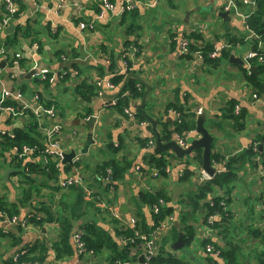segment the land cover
<instances>
[{"label":"crops","instance_id":"0c3cea01","mask_svg":"<svg viewBox=\"0 0 264 264\" xmlns=\"http://www.w3.org/2000/svg\"><path fill=\"white\" fill-rule=\"evenodd\" d=\"M111 1L120 6L123 2H131L132 0ZM236 2L239 5L241 3L242 11L246 9L242 0H236ZM55 3L56 0H19L20 11L18 16L13 20L10 27L4 28L0 32V48H4L8 54L20 52L29 71L35 66L39 69H48L54 76L53 82L49 83L48 86H42L41 93L45 100L50 101L51 105L55 107L57 114L55 120L60 121L63 125L59 134L61 147L65 154L72 150H75L77 154L82 153L84 164L89 165V169L83 167L84 172H82L81 168L77 166L67 170L66 166L70 163L63 164L61 165V176L67 177L75 174L78 170L84 174L87 182L94 183V171L105 162L100 161L95 154L102 146L100 135L105 128V136L110 138V143L114 142L116 145L120 142L124 143V148L118 152L116 157L128 158L133 167L145 164L150 153L153 152V150L143 148L140 143L142 139L156 137L151 121L148 120L146 124H143V122L139 123L138 119L135 121L128 120L127 116L118 112L116 108L106 107L104 100L117 97L120 88L115 82L113 88L104 85L103 94L99 96V87L96 85L98 78L108 75L105 73L108 65L111 64L113 52L118 57L126 40L137 38L142 44L141 57H136V53L131 54L136 69V72L131 73L138 74L152 87L143 110L157 120L156 130L161 133V136L168 134V130H175V122H179L176 107L182 108L181 110L186 116L195 113L196 122L200 115L197 113V109L202 107L203 113L206 114L205 126L214 136L213 154L216 153L219 156V159L215 160L212 154L213 164L219 170L227 167L228 162H232L239 170L238 178L226 190L225 194L228 201H225L222 206L226 213L229 212L230 223H225L224 230L213 226L209 228L203 215V227L199 228V244L193 245L194 239L189 244L185 242L184 247L189 245V249L184 251L187 258L183 259L176 252L177 250L172 249V243L177 239L173 237L174 225L176 226V220H178L180 227L183 226L182 224L192 225L195 231L193 219L189 222L180 220L184 217L187 219L182 214L181 201L185 199L187 202V193L198 188L206 172L203 171L202 159L200 160L202 150L194 151L183 158H175L165 154L172 170L166 183L167 188L173 191V187L177 185L182 186L183 191L178 202L175 203L177 207L174 214L176 220L173 226L160 237L163 240L160 253L166 257L175 256L183 264H211L212 257L206 251V246L212 244L221 251H223L221 246H224L229 251L237 252L239 264H257L255 248L258 245V240L250 233L249 228H254V223L260 220L264 209V166L257 159L259 156H255L256 147L264 138V93H260L259 89H256L247 80L242 69L245 65H241L239 62H231L230 56L221 57L220 64L216 66L192 56H180L175 38L176 35H184L188 38L193 33H200L202 46H206L208 43L212 44L213 47L227 44L230 53L242 59L238 55V49L246 37H238L239 35L235 34L236 36L229 42L220 37L222 34L231 31L229 24L233 28L247 30L242 20L233 11L230 12L229 19L220 17L218 9L223 10L220 5V3L222 4L221 0H184L181 4H179V0H164L162 9L166 12L175 11L172 16L181 19V23L175 25L173 30L168 31L167 37L163 36L159 40L155 34H148L145 30H141L143 26L128 23V26L125 27L127 21H135L139 16L147 17L149 20L151 16L149 10L157 7L159 3L152 7H138V10L136 9L137 14L131 13L134 12L131 11L124 16L117 13V8L108 9L102 0H67L66 5L58 12L53 8ZM203 5L205 9L211 12L214 9L215 13L218 14L214 13L216 19L200 9ZM162 14L163 12L158 13L159 17ZM4 15V5L0 0V22ZM81 21L91 22L93 27L82 29L80 27ZM20 25H22L21 27L28 26L30 29L27 36L20 30L17 31ZM238 38L244 40L239 42ZM188 39L190 42L195 41L191 38ZM58 52L61 53L58 54ZM2 62L0 63V77H8L10 70L6 67V62L4 66H2ZM118 63L122 66L121 61L118 60ZM258 66L259 64H257L256 70L250 71L259 76L264 85V74H260ZM240 72L242 76H240ZM37 78L33 75L29 82L28 78L23 77L21 83L27 85L26 90L31 86V83L35 88ZM7 83L8 85L14 84L13 81H7ZM17 83L19 84V80ZM139 83L143 86L142 82L139 81ZM88 85L92 87L94 94L87 89ZM45 87H47L46 90ZM78 89L82 91H78ZM146 89L145 86L144 92ZM68 92L72 94L73 107L68 109V117L64 119L59 109L57 97ZM124 92L130 93L129 90ZM255 94L258 97H255ZM141 100L142 97L131 100V107L129 108L138 112L137 104L141 103ZM231 102L241 106L240 123H237L230 114ZM148 104L151 108H147ZM94 113L98 116L94 129H92L85 121ZM9 118L10 116L7 114H3L0 120V129L13 132L15 127H23L29 122L28 117L11 118L10 121ZM166 122L169 123L168 129L164 126ZM220 122H223L225 126L223 127ZM196 128L186 137L192 135ZM2 140L0 135V148ZM43 140L46 147L44 135ZM248 152H251L250 156H248ZM40 153L42 151L37 147L36 155L25 160H33L34 163L44 165L43 153ZM11 154V150L10 152L5 151L1 157L0 196L6 197L10 203L19 204L23 196L22 183L24 178L21 173H13L10 164ZM87 155H91L88 163L85 161ZM186 168L192 172L190 180H183ZM158 178L151 177V180L138 181L136 175H128L126 183L121 187L118 201H114L113 204L119 205L121 208V204L125 203L129 207V213H134L137 210V207L133 205L134 195H137L141 189L150 190V186H153L154 191L159 189L161 183L158 182ZM45 181L42 177L38 178L36 184L40 188L39 191L33 195L28 206L21 207V215L25 214V218L32 212V209L40 206L43 201L59 202L63 199L69 203L80 200L79 193L62 188L58 185L57 179L48 180L47 185H45ZM211 195L214 196V193ZM212 198L207 199L210 206L211 202H214ZM261 202L262 207L260 208ZM84 210L90 211V214H93L98 222L104 226L113 224L111 219L114 216L105 208L96 212L94 208L88 209L87 206H84ZM203 213L201 212V214ZM123 216L127 217L128 214L124 213ZM146 216L149 221L153 220L149 209L146 210ZM221 218L219 215L217 220H221ZM0 226L3 227L4 233H9L11 228L5 231L2 222H0ZM44 228L46 232L43 231ZM44 228L32 223L26 228H22L20 236L23 240L17 247L13 246L12 236L0 238V264H7V260L14 255V251L18 247L40 239L46 240L48 246L46 264H50L55 257V251L52 247L53 242L59 238L60 226L53 222L46 224ZM226 228L230 230L229 234L226 233ZM179 229L182 230V228ZM185 234L186 237L189 236L188 233L185 232ZM208 239L210 240L207 241ZM74 250L75 253L71 258L58 260L56 264H115L111 258L114 254L110 251L89 252L87 250L84 254H79L75 244Z\"/></svg>","mask_w":264,"mask_h":264},{"label":"trees","instance_id":"16d2710c","mask_svg":"<svg viewBox=\"0 0 264 264\" xmlns=\"http://www.w3.org/2000/svg\"><path fill=\"white\" fill-rule=\"evenodd\" d=\"M144 1V0H142ZM138 10V9H137ZM20 11L19 10L16 14V17L18 16ZM4 13H5V7H4ZM136 13V9L134 12ZM124 16V15H123ZM4 18V17H3ZM2 18V19H3ZM20 25L17 28V31L20 30L21 33H23L25 36H27L30 29L28 26ZM248 26L250 29L255 31L258 35H260L263 39L264 43V0H257V7L256 10L252 13L250 18L248 19ZM8 28V27H6ZM3 30V29H2ZM130 33V32H129ZM195 37V38H193ZM188 38H191L195 40L193 44L191 45V50H195L197 48H201L204 52V61L206 63H209L210 65H219L222 58H225L227 56H230V50L228 49V46L221 52L219 57L212 58L210 57V52L214 49L212 44L208 43L206 46H202L200 44V41L202 40V35L200 33H193L192 35L188 36ZM244 39L238 38L239 42H242ZM254 46L257 45V40H254ZM138 46L139 51L136 53V57H141L142 50V44L139 42L137 38L135 39H129L126 40V42L123 45V50L118 55V57L115 56V52H113V55L111 56V64L108 65L107 71L105 74H110L113 72L120 71L122 69V66L119 65L118 60L121 61L123 57L124 50L129 48L130 46ZM61 52H58L60 54ZM222 57V58H221ZM126 60L130 65H132V72H136L135 69V61L132 59H129L126 57ZM21 63L23 66H25L24 60H21ZM255 64V63H254ZM257 66V65H256ZM259 71L260 74H264V64L259 65ZM244 74L246 75L247 80L255 86L256 89H259L260 93H264V85L262 84L261 79L259 76H257L254 72H251L247 67H242ZM101 74H103V71H101ZM69 75V74H68ZM113 82H115L119 88V94L118 97L123 94L124 91L129 90V95L122 96L119 99V102L116 105V109L118 112L126 115L125 108L131 107V100L133 99H139L143 97L144 95V84L143 88L138 87L139 81L133 77L127 78V76H124L122 74H118L112 77ZM49 83H51L49 80L45 81V86H48ZM17 85V86H16ZM16 87H20L22 90H26V86L24 84H18L16 83ZM87 89L94 94V90L89 85L87 86ZM78 91H82L78 89ZM41 99H43L44 104H51L50 101H46L43 94L41 93ZM235 102H231L229 106V111L232 116V118H235L237 123H240L241 116L240 114H235ZM6 105H13L15 108L20 110L22 108V105L17 102L16 100H6L2 104L0 103V120L3 116V112L1 109V106ZM178 112L182 115V121L181 122H175L176 128L174 131H177L179 133H182L185 135V133H188L190 131H193L196 126L197 122L195 119L196 114L190 113L188 116L184 115L185 113L182 108L176 107ZM26 112L31 113L30 110H27ZM243 113V112H242ZM242 115V114H241ZM127 116V115H126ZM29 122L23 126V127H15L12 131L5 130L4 134H0L1 138L3 139L1 142V150H0V161L1 157L3 156L5 151L12 150L13 146H22V145H30V146H36L39 147L44 152L45 149V143L43 140V135L41 131L39 130V126L35 120V118L30 115L28 116ZM137 119L139 123L148 121V118L146 117L144 110L138 111ZM11 120V117L9 118V121ZM164 126L168 129L169 123H165ZM168 134H165L162 136L163 140H170L172 138L171 134L174 131L168 130ZM13 135V136H12ZM173 135V134H172ZM148 139H142L140 140V143L142 147L144 148L146 146ZM261 143L258 145V148L256 149L255 156L260 157V161L264 166V138L260 140ZM262 144V145H261ZM108 147L115 152H119L124 148V143L120 142L118 145H116L114 142L109 143ZM149 150V149H147ZM40 153V154H42ZM165 154H169L172 156L170 152H164L161 154H156L154 152L150 153L149 159L146 161L145 164H139L137 166L133 167L132 162L124 157H111L110 159L106 160L102 165H100L96 171H94L95 178L94 183H89L96 191L95 197L91 199L85 198L84 192L77 187H70L66 190L70 189L72 191H75L79 193L80 200L77 201H71L69 203H66L63 199L59 200V202L56 201H43L40 206L35 207L32 209V212L28 215L27 219L29 220V223H32L38 227L44 228V226L48 223L56 222L60 226V235L59 238L53 242V249L55 251V257L51 260L50 264H56V261L58 260H65L72 257V255L75 253L74 250V242H73V235L74 233L81 229L83 230V239L86 243L87 250L89 252L91 251H101V250H107L112 252L114 255L111 257L115 264H119V261H125L128 259H131L130 252L132 247H140V239L137 238L134 242H122V237H134L136 238L135 231L133 230L132 226H125L121 224V221L112 217L111 223L112 225L104 226L103 224L99 223L97 218L93 216V214H90V211H85L84 206H87V208H94L96 212L101 211V202L106 201L110 204H113L114 201H118V197L121 194V187L126 183L127 176L128 175H136V178L138 181L143 180H151V177H153V172H151V168H158L160 172V176L158 178V182L161 183V187L154 191L153 186H150L151 189H141L137 195H134V201L133 205L137 207V210L134 212L138 217L139 220L136 224V229L140 233H146L148 234L152 228L153 223L160 222L163 220L166 215L168 214H175L177 207L175 203L172 201V193L170 189H168V185L166 184L168 182V174L166 172V166L168 165L169 161ZM248 156L251 155V152L247 153ZM253 154V152H252ZM213 158L215 160L219 159V156L214 153ZM49 161L46 165H41L40 163H34L33 160L26 161L25 159L20 160L16 162L10 159V164L13 169V173H21L23 175V196L20 200V203H10L6 197L0 196V211L6 213L9 217L14 216H21V207L28 206L33 198V195L39 191V186L36 184L39 177H42L45 179V185L46 182L50 179H57V177L61 174V165L56 163L54 160L47 158ZM202 159V156L200 155V160ZM66 165V164H65ZM78 167L79 162H75L74 165L67 164L66 169L70 170L72 167ZM140 167V169H138ZM239 170L237 167L234 166V164L231 162L227 164V169L225 171L217 173L211 180L208 181H201V184H199L198 188L194 191H190L187 193V203L189 207L191 208L189 213L191 217H194L196 214H200L202 209H205V212L203 215L205 216V220L209 216V214L217 212L219 215H221V220H215L213 227H216L218 229L224 230L225 223H230L231 217L229 215V212L226 213L223 210V205L225 204V201H228V198H226V190L230 188L231 183L238 178ZM192 176V172L188 170V168L185 169V173L183 176V180H190ZM149 185H151L149 183ZM219 191H222L221 193H218ZM214 193V196L211 194ZM209 197H213L212 199L215 202L214 206H210V202L207 201ZM163 199L164 203H160V200ZM89 200V201H88ZM185 201V199H182L181 202ZM167 202V203H166ZM179 202V203H181ZM224 202V204H222ZM166 203V204H165ZM227 203V202H226ZM155 204L160 205V212L156 215H154L153 220L149 221L146 216V210H151L152 206ZM165 204V205H164ZM107 210V209H105ZM108 211V210H107ZM151 213V212H150ZM152 216V213H151ZM262 216L264 217V210ZM182 221L185 220V217L181 219ZM261 222L260 225H256L254 223V228H249L250 233L258 240V244L261 246V248H256V259L258 261L257 264H264V219L259 220ZM263 222V226H262ZM180 227L183 231L189 234V236L186 237L185 234V242L186 244H189L194 239V229L192 225H184ZM252 227V226H251ZM22 225H17L16 227H13L9 229V233L3 232V227L0 226V238L5 237H13V246L17 247L22 243V236H20V233H22ZM178 227L174 225L173 229V237L174 239L178 236ZM226 233L229 234L230 230L228 228L225 229ZM19 235V236H18ZM208 239L207 241H209ZM226 241V240H225ZM206 243V242H205ZM229 241L227 242V244ZM217 246L220 247V245L217 244ZM223 249L222 259L216 260L217 264H239L238 255L235 251H229L228 249H225L224 246H221ZM21 250H27L25 254L20 255L19 261H14L13 257H11L9 260H7V264H21L23 261H39L42 264H46V260L48 258V246L46 244L45 239L36 240L35 242L31 244H25L24 246L18 247L14 254L17 251ZM165 261L171 262L173 264H183L180 262V260L175 256H163L162 253H159V255L152 259L151 264H161Z\"/></svg>","mask_w":264,"mask_h":264},{"label":"built area","instance_id":"2783aa9c","mask_svg":"<svg viewBox=\"0 0 264 264\" xmlns=\"http://www.w3.org/2000/svg\"><path fill=\"white\" fill-rule=\"evenodd\" d=\"M105 2L108 9H115L117 8V13L120 16H123L127 12H131L138 7L141 6H147L152 7L157 5L161 0H136L131 2H123L120 6H117L115 3H113L111 0H102V2ZM5 7V15L4 18L0 22V32L2 29L6 27H10L13 20L16 19V14L19 10V0H1ZM222 4L221 8L226 11H234L238 17L241 18L243 24L245 25L246 29L249 32V38H252L253 40H257V45L252 46L246 56L244 57L243 61L245 63V66L249 69L252 65H263L264 64V47H263V39L260 35H258L255 31L249 28L248 26V19L252 15V13L256 10L257 7V0H242V3L246 6V9L244 11L241 10L242 6L236 2V0H221ZM67 3V0H56L55 6H53L54 10L58 12L61 10ZM224 3V4H223ZM219 5V6H220ZM82 9V8H81ZM100 16H103V14H100ZM80 27L82 29H87L90 27H93V24L91 22H80ZM176 41L178 44V54L180 56H192L194 58H198L201 61H204V52L201 48H197L195 50H191V45L193 42H190L189 39L184 35H176ZM37 47L38 45L35 44ZM227 44H220L210 52V57L217 58L220 56L221 52L227 47ZM123 57H122V69L117 72L110 73L106 76L100 77L96 81L97 87H99V96H101L102 90L104 85H107L108 87H115V84L112 80V77L118 74H122L124 76H128L129 73L132 72V65L127 62L126 57L131 59V54H135L139 51L138 46H130L129 48L124 50ZM22 60V54L20 52L16 54H8V52L4 48H0V63L2 61L6 62V67L9 68V76L0 77V103L2 104L6 100L12 99L16 100L22 105V108L18 110L13 105H6L1 106L2 114H7L13 119H17L19 117H28L32 115L38 126L41 133L44 135L46 147L43 152V158H44V165L48 163V159L50 158L54 160L59 165H63V160L65 157V151L61 147V141L59 138V134L63 129V125L60 121H56V109L51 104H44L43 99H41V88L42 86H45V81L49 80L50 82H53L54 76H52L51 72L48 69H39L38 67H33L32 69H35V76L37 78V86L33 88V97L30 98L26 90H22L20 87H16V83L19 80L18 78L23 79L24 75H27L29 68L26 66H23L21 63ZM255 63V64H254ZM250 70V69H249ZM1 74V72H0ZM8 82L13 81V85H8ZM16 85V86H15ZM139 88L142 87V85L139 83L137 84ZM40 87V88H39ZM39 88V89H38ZM38 89V90H37ZM129 95V93L124 92L121 96L113 97L110 100H104V104L106 107L113 108L117 105L119 102V99L122 96ZM255 97H258L257 94L254 95ZM27 110H30L31 113L26 112ZM125 113L127 115L128 120H137L138 112L135 110H132L129 107L125 108ZM204 109L202 107H199L197 109V113L201 114L203 113ZM178 118L179 122L182 121V115L180 112H178ZM235 114L241 113V106L237 104L235 106L234 110ZM147 121L143 122V124H146ZM194 131V130H193ZM190 131L188 133H185L183 135L182 133H179L177 131H174L173 138L179 142V144L186 148L188 147V143L186 141V136L190 134ZM5 129H0V134H4ZM13 136V135H12ZM156 146V137L150 138L147 140L145 149L154 150ZM258 146L256 147V149ZM11 157L16 162L30 158L32 155H36L37 153V147L30 146V145H22L20 146H13L11 150ZM158 155L161 153H157ZM80 154H77L73 158V162H79L80 161ZM260 161V157L257 158ZM261 162V161H260ZM43 165V166H44ZM140 169V167H138ZM227 167L217 169V172L214 175H209L207 173H204V176L202 177V180L207 181L211 180L217 173L225 171ZM153 172V178L159 177L160 172L158 168H152ZM166 172L171 175V166H166ZM57 183L59 186H61L64 189L70 188L72 186L80 188L85 195V198L91 199L95 197L96 191L95 189L89 184V182L86 181V177L83 173L76 171L75 174L68 175L67 177H62L61 174L57 177ZM160 203H164V200L161 199ZM167 203V202H166ZM165 203V204H166ZM164 204V205H165ZM224 204V202H222ZM214 202H211V206H214ZM101 207L107 209L110 211V213L118 220L121 221L122 225L125 226H132L133 230L135 231L136 238L134 237H122V242H134L137 238H139L140 241V247H132L130 252L131 259L125 260V261H119V264H151V261L153 258L157 257L159 253L161 252V244L159 243L160 237L162 234H164L171 226H173L176 218L174 214H168L166 217L161 220L160 222H157L156 224L153 223L152 230L146 234V233H140L136 229V224L139 220V217L135 213H128L127 217L123 216V211L119 207V205L110 204L106 201L101 202ZM161 208L159 204H155L152 206L150 212L152 213V217L160 212ZM219 214L217 212L209 214L207 219L205 220L207 227L212 228V225L214 224L215 220H217ZM18 216L9 217L6 213L0 211V222H2L5 231H7L9 228H13L17 225H22L23 228H26L30 223L27 218H24L21 223H18ZM154 218V217H153ZM73 242L75 244V247L77 249V253L84 254L87 252V246L83 239V230L79 229L77 230L73 235ZM206 251L211 255L212 263L211 264H217L216 260L222 259V251L213 246L212 244H208L206 246ZM27 250H21L17 251L12 257L14 261H19V256L22 254H25ZM141 255H144V260L141 261L139 258ZM21 264H42L39 261H23ZM161 264H172L168 261H165Z\"/></svg>","mask_w":264,"mask_h":264},{"label":"water","instance_id":"95a60500","mask_svg":"<svg viewBox=\"0 0 264 264\" xmlns=\"http://www.w3.org/2000/svg\"><path fill=\"white\" fill-rule=\"evenodd\" d=\"M213 9V8H212ZM218 9V8H217ZM214 11V9H213ZM218 14L220 17L222 18H228L229 19V15H230V11L226 10H221L220 8L218 9ZM216 14V15H218ZM231 62H239L241 65H245L244 61L242 59H240L239 57H237L235 54H231L230 55V59ZM5 65V62H2V66ZM257 66L256 65H252L249 69L251 71L256 70ZM36 70L32 69L28 72L27 75H24L23 77L28 78L29 82L31 81L32 76L35 74ZM136 78L138 81L142 82L143 84H145L146 86V90L144 92V95L142 97L141 103L137 104V109L138 110H143V108L145 107V104L147 102V98L149 93L152 90V87L150 85H148L144 79L139 76L136 73H130L127 78ZM22 79H19V84H21ZM30 84V83H29ZM27 95L32 98L33 97V85L31 83V86L26 90ZM146 117L148 118L149 121H151L154 131H155V136H156V146L153 150L154 153H164V152H170L172 154L173 157L175 158H183L185 155L187 154H192L194 151H198V150H202V168L203 171L206 172L209 175H214L217 172V167L213 164V160H212V154H213V141H214V136L213 134L209 131L208 128H206L205 126V122H206V114L205 113H201L197 119V128L196 131L186 137V141L188 143V147L183 148L178 141H176L174 138H171L169 141L167 140H163L161 133L156 130L157 128V120L154 119L153 116H151L150 114L146 113ZM97 114L94 113L91 116H89L86 119V124L88 126H90L92 129H94V126L97 122ZM92 136V133L90 134ZM77 155V152L75 150H72L69 153L65 154L64 160H63V164H67L70 163L72 165H74L73 162V158ZM183 191L182 186H174L173 187V196H172V201L174 203H177L179 200V196L181 194V192ZM121 210L128 214L129 213V207L127 206V204L123 203L121 204ZM202 212H205V209L201 210ZM25 218V214H22L20 218H18V223H21L22 220ZM176 227L180 228V221L176 220ZM44 232H46L45 228L43 229ZM185 232L182 231L181 229H179V236L177 237V239L172 243V249L173 250H180L183 249L185 246ZM141 261L144 260V255H141L139 258Z\"/></svg>","mask_w":264,"mask_h":264},{"label":"rangeland","instance_id":"374dc122","mask_svg":"<svg viewBox=\"0 0 264 264\" xmlns=\"http://www.w3.org/2000/svg\"><path fill=\"white\" fill-rule=\"evenodd\" d=\"M183 1L184 0H179V4H181ZM163 2H164V0H162L157 7L152 8V9L149 10V13L151 15L149 17V20H148L147 17L139 16L135 21H131V20L127 21L126 24H125V27L128 26V23H134V24H136L138 26H143V29H141V30H145V32H147L148 34H151V33L155 34V36L159 40H161V38L163 36L167 37L168 36V31L173 30L175 25L181 23V19L173 18L172 15H174L175 11L166 12L165 10H163L162 9ZM204 7L205 6L203 5V6L200 7V9H203V11H205L208 14L212 15L213 19H216L215 11L211 12L210 10L205 9ZM161 12H163V14H162V16L159 17L158 13H161ZM235 15H236V13H235ZM229 27H230L231 31L229 33L222 34L220 37L226 39L227 42H229L230 39L234 38L236 36L235 34H238L239 35L238 37H242V38L246 37V40H244L241 43L242 45L238 49V55H240L242 57V59H244V57L246 56V54H247L248 50L250 49L252 43H254V41H253L252 38L248 37L249 32L247 30L244 31L243 29L233 28V26L230 25V24H229ZM240 76H242L241 72H240ZM46 89H47V87H45V90ZM72 99L73 98H72L71 92H68L67 94H64V95L62 93L60 96L57 97V100L59 101V109L62 112L64 119H66L68 117V113H67L68 109L70 107H73ZM147 108H151L150 104H148ZM220 124L223 127L225 126V124L223 122H220ZM235 126H236V124H235ZM237 126H238V124H237ZM105 130H106V128L104 129V131L100 135L101 136L100 138H101L102 146H100L98 151L95 152V154L99 157L98 159L100 161H106L110 157H116L118 155V152L112 151L108 147V145L110 143V138L105 136ZM79 154H80V158L81 159L79 161V166L78 167L81 168L80 170L82 172H84L83 167H84V169H89V165L84 164V162H83V154L82 153H79ZM90 158H91V155L85 156L86 163L89 162ZM260 204H261L260 205V208H261L262 207V202ZM189 208L190 207L188 206L186 201L182 202V204H181L182 214L187 217V219H185L184 222H189L191 219H193L195 221L194 222L195 231H194L193 245L196 246V245L199 244V240H200L199 228L203 227L202 219L204 217H203V214L200 213V214L195 215L194 218H191L190 213H189ZM263 219H264V217L261 216L260 220H263ZM180 220H181V218H180ZM255 224L256 225H260L261 222L260 221H256ZM262 226H263V222H262ZM162 241H163L162 238H160L159 243L163 245ZM256 248H261V246L258 244ZM187 249H189V245H187L183 249L177 250L176 252H178L180 257H183V259H186L187 255L184 253V251H186ZM168 252H170V251H168Z\"/></svg>","mask_w":264,"mask_h":264},{"label":"bare ground","instance_id":"6f19581e","mask_svg":"<svg viewBox=\"0 0 264 264\" xmlns=\"http://www.w3.org/2000/svg\"><path fill=\"white\" fill-rule=\"evenodd\" d=\"M114 109L116 108V106L113 107Z\"/></svg>","mask_w":264,"mask_h":264}]
</instances>
